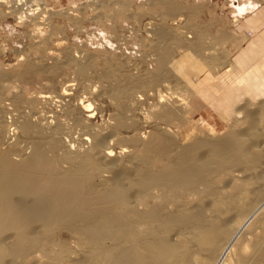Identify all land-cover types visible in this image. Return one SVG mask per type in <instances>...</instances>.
I'll return each instance as SVG.
<instances>
[{
	"label": "bare ground",
	"instance_id": "bare-ground-1",
	"mask_svg": "<svg viewBox=\"0 0 264 264\" xmlns=\"http://www.w3.org/2000/svg\"><path fill=\"white\" fill-rule=\"evenodd\" d=\"M167 1L166 14L181 10ZM230 4L236 31L248 29L251 35H245L247 42L236 54L242 75L216 104L221 120L237 118L221 135L209 123L212 131H193L183 143L170 133L171 124L184 120L183 125L200 109L184 98L174 100L171 85H192L191 75L212 67L209 57L199 59L201 46L191 45L189 52L190 44L171 43L189 45L174 60L176 47L155 44V70L139 77L116 73L110 60L98 67L94 55L75 57L74 48L60 42L63 55L55 57L54 67L68 66L75 78L58 92L35 95L15 94L5 81L29 79L45 68L43 60L0 67V98L9 89L14 101L27 106L17 108L12 130L31 149L26 157L13 159L2 148L5 110H0V264H264V100L255 111L249 100V105L219 109L227 96L238 105L243 96L255 98L264 91L259 71L264 0ZM8 15L20 24L27 17L44 23L62 17L46 0H0L1 19ZM69 19L77 23L78 18ZM52 25L56 34L61 27ZM154 31L159 42L169 36L164 27ZM227 37L223 32L219 38ZM91 78L98 85L84 83ZM157 86L166 93L158 88L148 97L140 91ZM15 134L8 130L6 138Z\"/></svg>",
	"mask_w": 264,
	"mask_h": 264
},
{
	"label": "rangeland",
	"instance_id": "rangeland-1",
	"mask_svg": "<svg viewBox=\"0 0 264 264\" xmlns=\"http://www.w3.org/2000/svg\"><path fill=\"white\" fill-rule=\"evenodd\" d=\"M46 1L48 7L53 9L54 12H59L62 17L55 15L53 20H49V22L47 21L48 23H44L40 19L35 20L31 17H27V20L24 18L25 22L20 24V20H17V18L10 15L5 16L4 18L2 17V19L0 16V67L8 69L10 66L15 65L18 62H25L29 59L38 62H42L41 60H43L42 63L45 66L43 70L31 75L29 78L30 80L25 79L17 81L12 79V81L9 80V82L8 80L5 81V84L8 85H5L7 88H10L11 86L12 91H14V89L16 90V93L14 92L15 94H19V92L21 93L23 90L29 95H35L38 92L46 90L58 92L60 91V88L62 89V87L68 83V81L75 78V74L72 71L73 69L68 66L57 68V60L55 57L59 56V58H61L63 55V48L57 46V43L60 42L72 46L74 48L72 54L75 57L79 56V58H83L86 55H94L98 61V67H100V65L106 60H110L112 69H115V72L120 75L127 74L129 73L128 71H130L139 77H146L149 72L154 71L156 67V54L153 52L154 45H157L158 43L163 45L170 43L169 45L171 46H167L175 48L176 46L171 43L182 41V44L185 42L183 45L190 44V49L189 45L186 49L184 46L182 48L180 47L181 51L180 48L176 47L177 49L175 48L171 51L172 54L175 55L173 57L174 60H177L182 52L185 53L188 49L189 52H191L192 45V48H196V50H198V48H200V50L203 49L204 53L202 52V55L204 54V56L201 55L199 58V53L197 54L199 59L202 58L206 60V58L209 57V63L213 65L209 64L212 67L206 68L203 73L197 76L196 74L191 75L190 80L193 82L192 85L180 83V86H176L177 82L173 81L171 85L173 92H177L175 94V97L177 98L174 100L181 101L182 98H184L186 102L189 100L187 103L200 109L195 112L192 111L187 119H185L183 125L182 122H184V120L182 122H176V125L171 124L170 133L172 132L173 136H177L175 139H177L178 143H183V139L188 135H191L193 131L195 135L197 133L203 134L204 131L207 133L212 131L210 127H208V123L214 125L215 129L213 132L216 135L224 134L227 132L229 125L231 123L233 124L235 119H237L236 117H233L229 122L227 120L224 122L221 120L219 112L215 109L217 108L216 104H218L219 98L226 95V90L231 89L234 86L235 81L242 75V71L235 63L236 54L239 52L238 50L240 46L247 42L245 35H247L246 37L251 35L250 30L244 29L242 31H236L235 26H233L234 23L232 21L235 17L231 12L232 6L230 0H127V4H129L126 5V7H123L122 4L116 0ZM165 1L173 3V5L179 7L181 10L175 15L166 14L167 9L165 7ZM70 17H77V23H74L75 21L73 22L69 19ZM70 20L73 23L70 22ZM35 21L40 22L37 23V27L40 24L38 28L34 26ZM52 24H57L58 26L60 24L59 27H61V29L56 31V34L54 33L55 31H52ZM159 27H164L169 32L168 38L161 42H159L160 38L156 35L157 32L154 31ZM36 28L39 30H36ZM43 29L44 32H42ZM32 30L36 33H33ZM179 30L182 31V33H186L183 35ZM38 31H41L40 34ZM220 31L226 33L228 39L222 38L221 40L220 38L222 37L223 32L221 33ZM11 39L15 40L12 41ZM232 40L235 41L233 42ZM198 43L199 45H197ZM200 43L204 44V46L200 45ZM193 45L195 46L193 47ZM213 48L219 51L220 54H218V52L216 54V51ZM212 51H214V53H212ZM213 55H215L214 58ZM221 59L226 60L221 61ZM216 61L218 62L217 64L220 65H218L219 67H216L217 65L214 66V62L216 64ZM259 71L262 77H264V62ZM227 72L228 75L221 78V75H224ZM89 80H86L87 82L81 81L82 83H80L92 84L95 79L93 80L91 78ZM96 82H98V80L94 81V83ZM15 87L20 91H17ZM81 87L82 85H80V91ZM158 88L166 93V90L161 86L147 89L145 92L143 90L140 91L144 95L147 94L149 97L151 93L153 95L155 93L157 94L159 90ZM175 88L176 90L174 91ZM181 88L186 92H182ZM7 91L9 92L11 90L7 89ZM7 91L3 92V94L6 93L5 95H1L3 99L0 98V110H5V113L3 114L4 116L1 118L3 121L2 135L4 137L2 148L9 151L13 159H20L26 157L27 154L29 155L30 152L28 151H31V149L29 148L27 141L25 142V140L22 139L19 140L17 134H15L16 132L12 130L15 128V125L13 126V118L18 109L26 110L27 106L24 103H18L16 100L14 101V93L9 92L10 96H8ZM188 91L189 93H187ZM190 92H192L191 96ZM259 94L260 95L255 98L252 97V94L243 96V100L238 105H235L231 96H227L229 98V100L227 99V104L224 103L222 105L221 103L219 109H225L226 105H232L230 108H239L251 103L249 107L254 111L258 110V105H260L261 100L262 102L264 100V91H260ZM10 97H13L12 101ZM245 101H248L249 104L248 102L245 103ZM16 102L18 107H16ZM150 102L153 101L150 100ZM96 103L99 105L102 104L100 100H97ZM99 120L100 119H98V121ZM178 125L181 126L179 127ZM8 130H10L11 134H15L11 135L10 139L6 138ZM237 174L238 172L234 171L231 175L236 177ZM229 178L227 182H229Z\"/></svg>",
	"mask_w": 264,
	"mask_h": 264
},
{
	"label": "crops",
	"instance_id": "crops-1",
	"mask_svg": "<svg viewBox=\"0 0 264 264\" xmlns=\"http://www.w3.org/2000/svg\"><path fill=\"white\" fill-rule=\"evenodd\" d=\"M262 31H264V24L262 26V30L260 29L259 32H262Z\"/></svg>",
	"mask_w": 264,
	"mask_h": 264
}]
</instances>
